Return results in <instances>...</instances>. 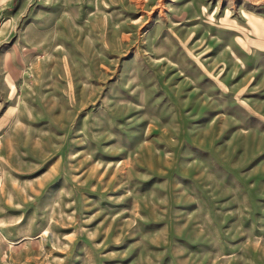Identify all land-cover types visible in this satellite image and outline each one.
Wrapping results in <instances>:
<instances>
[{"label": "rangeland", "instance_id": "1", "mask_svg": "<svg viewBox=\"0 0 264 264\" xmlns=\"http://www.w3.org/2000/svg\"><path fill=\"white\" fill-rule=\"evenodd\" d=\"M0 264H264V0H0Z\"/></svg>", "mask_w": 264, "mask_h": 264}]
</instances>
